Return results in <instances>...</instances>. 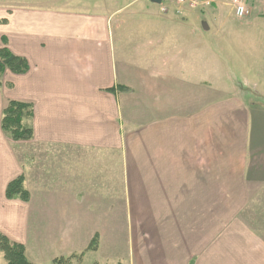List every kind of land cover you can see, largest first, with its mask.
<instances>
[{
	"label": "crops",
	"instance_id": "crops-1",
	"mask_svg": "<svg viewBox=\"0 0 264 264\" xmlns=\"http://www.w3.org/2000/svg\"><path fill=\"white\" fill-rule=\"evenodd\" d=\"M257 1V21L237 23L257 28L261 42L264 0ZM147 3L63 0L44 8L41 0H0V47L6 40L29 63L1 80L0 230L24 243L29 258L21 218L52 235L81 230L89 244L97 235V254L109 229L117 235L124 206L120 229L133 221L131 264H183L178 247L195 230L218 242L219 204H243L246 188L264 183V104L249 93L219 97V78L197 63L203 32L223 36L230 24L198 23L191 8L182 18L168 8L156 14ZM11 99L33 105L32 139L2 131ZM22 174L30 200L8 199V183ZM203 226L214 229L201 234ZM151 235L157 247L145 259L140 245ZM196 261L192 254L185 264Z\"/></svg>",
	"mask_w": 264,
	"mask_h": 264
},
{
	"label": "rangeland",
	"instance_id": "rangeland-1",
	"mask_svg": "<svg viewBox=\"0 0 264 264\" xmlns=\"http://www.w3.org/2000/svg\"><path fill=\"white\" fill-rule=\"evenodd\" d=\"M16 1L21 2V0ZM61 1L63 0H41V3L42 7L51 8ZM145 1L149 2L147 4L156 14L164 13L161 11V7L166 5L169 9L168 15L182 18L183 11L187 9L185 7L178 12L177 4L165 0L158 3L152 0ZM222 2V9H218V5ZM245 2L250 7L251 14L244 19L235 17L231 0H219L209 7L208 9L211 8L213 11L211 15L206 13L207 9H193L200 16L198 23L220 19L230 24L227 33L223 36L213 35L214 30L203 32L205 33L201 46L203 58L201 62L197 63L201 64L204 71L212 70L211 74L214 72V76L219 78V97L233 95L242 97L243 94L249 93L254 100H259L264 104V41L260 42L257 28L239 29L237 23L238 21H257L258 1L245 0ZM173 9L174 11H172ZM154 17L160 18L157 15ZM145 18V15L140 14L139 21H145ZM196 46L197 52L200 53L199 40H197ZM212 49L214 51H211ZM2 85L3 82L0 86ZM246 194L245 204H219L218 242L215 238L210 242L206 236H196L198 231L195 230L186 247H178V256L183 250L186 254L183 264L192 254L197 256L195 264H264V183L250 184L246 188ZM123 216L124 206L116 218L117 235H115L114 229L112 231L109 229V236L102 237L101 254L93 253L88 249V238L81 230H66L52 235L45 227L42 230L38 229L31 216H27V222L21 218L22 234L25 235L24 240L27 242L30 258L27 253L26 255L34 264H65L66 261L67 264H95L96 262H100V264H131L132 261L134 262V249L131 240L133 221L123 222L124 226L121 230L120 220ZM111 220L114 219L103 220L102 225L109 226ZM190 224L192 223L186 222L188 231L194 226V223L193 226ZM209 229L211 231L214 226H203L200 233L205 234ZM170 231L171 229L168 232ZM157 239L158 237L151 235L141 243L140 251L145 259L154 255ZM99 242L98 237V249L95 251L99 250L101 245ZM135 243L139 253L138 242ZM71 254L72 256H70ZM70 260L73 261L70 263ZM0 264H5L3 253H0ZM135 264L147 263L135 260Z\"/></svg>",
	"mask_w": 264,
	"mask_h": 264
},
{
	"label": "trees",
	"instance_id": "trees-1",
	"mask_svg": "<svg viewBox=\"0 0 264 264\" xmlns=\"http://www.w3.org/2000/svg\"><path fill=\"white\" fill-rule=\"evenodd\" d=\"M5 43L7 44L6 40ZM6 44L0 47V85L7 70L16 74H23L29 70V63L26 58L12 52ZM33 117L34 108L31 103L11 99L2 112V131L13 141L32 139L34 135ZM6 197L8 199H20L25 202L30 200V192L26 188L23 174L8 183ZM88 249H98L97 235L91 240ZM0 253L4 255L5 264H34L26 255L25 244L12 240L1 230ZM59 262L61 261L59 260ZM65 264H67V261Z\"/></svg>",
	"mask_w": 264,
	"mask_h": 264
},
{
	"label": "built area",
	"instance_id": "built-area-1",
	"mask_svg": "<svg viewBox=\"0 0 264 264\" xmlns=\"http://www.w3.org/2000/svg\"><path fill=\"white\" fill-rule=\"evenodd\" d=\"M177 5L186 6L189 8L205 9L212 6L217 0H165ZM235 16L239 19L245 18L250 14V8L244 0H231ZM163 11L167 10L166 6H163ZM178 11H180L178 9Z\"/></svg>",
	"mask_w": 264,
	"mask_h": 264
},
{
	"label": "water",
	"instance_id": "water-1",
	"mask_svg": "<svg viewBox=\"0 0 264 264\" xmlns=\"http://www.w3.org/2000/svg\"><path fill=\"white\" fill-rule=\"evenodd\" d=\"M161 0H158V2H160Z\"/></svg>",
	"mask_w": 264,
	"mask_h": 264
}]
</instances>
